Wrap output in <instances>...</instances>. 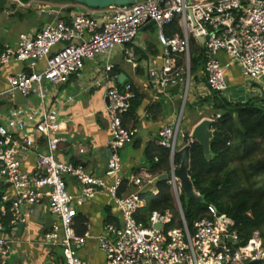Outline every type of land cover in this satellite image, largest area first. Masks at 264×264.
Returning a JSON list of instances; mask_svg holds the SVG:
<instances>
[{
  "label": "built area",
  "instance_id": "built-area-1",
  "mask_svg": "<svg viewBox=\"0 0 264 264\" xmlns=\"http://www.w3.org/2000/svg\"><path fill=\"white\" fill-rule=\"evenodd\" d=\"M29 6V0H7L3 11L10 15L15 9ZM96 11L99 14L80 9L69 22L62 19L49 22L35 34L21 33L15 46L0 48V66L29 58L46 61L41 71H22L8 76L9 87L0 92V97L15 92L28 96L39 89L44 102V82L65 84L72 75L81 73L86 60L108 54L117 46H123L126 60L136 68L137 56L131 44L141 28L152 21L157 25L159 42L165 47L168 66V71L150 73L159 88L184 85L187 98L194 43L206 48L205 74L211 90L223 94L229 88L225 66L218 57L221 51L240 64L249 80H264V0H139L96 8ZM174 22L179 29L168 35L166 28ZM66 41L70 43L65 44ZM176 55L184 58V66H178ZM113 67L114 64L108 63L105 69L111 72ZM135 96L132 83H126L123 90L117 86L108 89L110 139L107 145L112 156L102 175L80 163L58 158V150L68 137L63 134L64 124L56 107L31 110L17 106L8 117L0 119V176L16 191V198L8 192L0 194V230L5 228V218L9 219V227L24 223L30 229L31 217L23 211V206L47 200L56 221L44 240L60 248L63 260H50L46 264H90L79 255L78 248L93 237L91 226L87 224L85 232L78 233L76 203L107 191L122 216L121 223L108 222L103 233L96 236L109 264H249L254 261L264 264V244L259 234L246 245H239V234L232 229L234 220L219 213L214 206H210L209 216L199 219L194 230H190L182 208L183 189L178 177L168 179L178 214L173 210H154L149 224L138 220L150 190L148 186L156 183L158 175L123 176L119 150L138 132L137 128L124 124V116ZM40 141L46 143L47 149L37 152L35 169L30 171L23 161ZM193 141L191 135L185 141L180 117L159 131L158 143L170 149V171L180 165L175 159L179 150ZM86 151L85 147L79 149L80 153ZM66 176L80 182L78 197L70 192ZM125 180L126 190L119 193ZM156 193L157 190L151 194ZM179 221L182 225H178ZM13 247V239L0 236V264H15L10 260Z\"/></svg>",
  "mask_w": 264,
  "mask_h": 264
},
{
  "label": "crops",
  "instance_id": "crops-1",
  "mask_svg": "<svg viewBox=\"0 0 264 264\" xmlns=\"http://www.w3.org/2000/svg\"><path fill=\"white\" fill-rule=\"evenodd\" d=\"M46 4H50L54 8L50 10L42 8ZM31 6L33 10L29 8ZM31 6L15 9L16 11L10 15L6 14L10 18L19 16L25 19L26 13L32 11L36 20L31 21L28 28L21 30L18 36L13 35L11 28L6 26L3 32L0 31V48L15 46L21 33L35 34L49 22L57 19L69 22L74 13L80 9H87L94 14H99L96 9H89L83 4H75L74 2L58 4L33 0ZM131 45L137 56L138 66L136 68H133L126 60L123 46H117L108 54H99L93 59L86 60L81 73L72 75L65 84L53 85L48 81L44 82V102L39 89L33 90L28 96H24L20 92L1 96L0 119L8 117L11 110L17 106L31 110L43 109L44 106L56 107L59 110L60 121L64 124L63 134L68 137V141L62 143L58 150V158L61 161L80 163L87 170L102 175L110 158L107 145L110 139L107 92L113 86L123 90L126 83H132L134 87L140 89L143 98L141 103L132 111V114L129 113L131 110L125 114L124 124L127 127L137 128V134L143 133V136L139 138L141 140L140 147H135L136 140L128 147L123 146L120 148L123 176L127 178L134 173L141 175L153 174L145 161L147 143L149 141L158 142L159 131L179 117L182 100L184 105L188 103L194 108L204 107L209 112L210 105H200L199 100L210 96L212 90L203 70L196 73L197 78L190 72L191 81L186 99L184 85L168 86L164 90L157 86L150 76L151 71H168V66L164 55L165 47L159 42L156 24L143 26ZM218 57L225 66L229 83L228 90L223 93L227 99L236 102H247L252 98H256L264 102V80L247 79L241 67L235 64L228 53L221 51ZM176 61L178 66H184V58L181 55H176ZM108 63L114 64L111 72H107L105 69ZM45 65V60H37L34 63L33 61L29 63L13 60L1 65L0 92L9 87L8 76L22 71L28 73L38 72L44 69ZM197 111L201 113L200 110ZM204 116L202 115L193 127L204 119ZM81 147H85L87 151L80 153L79 149ZM46 149V143L40 141L36 150L24 159L25 168L30 171L34 170L37 152ZM66 180L72 195L75 198L78 197L81 192L80 182L71 176H66ZM108 181L110 182V180ZM148 189H150L148 193L157 190L155 184L148 186ZM4 192L10 193L13 198H16L15 189L11 184L5 183L0 176V194ZM148 202L146 198L144 206ZM76 207L78 214L86 219L85 226L90 224L93 235L83 246L78 248L79 255L88 260L90 264H109L106 255L98 245L96 236L103 233L108 222L119 224L122 221L121 213L113 198L107 191H103L92 198L86 199L81 204L76 203ZM22 209L30 214V229L25 226L21 230L17 225L7 226L0 230V236L14 240V247L10 256L11 262L15 264H46L50 260L61 262L63 257L60 248L50 246L44 240L45 234L51 230L53 223L56 221L50 211L48 201L43 200L33 205L26 204Z\"/></svg>",
  "mask_w": 264,
  "mask_h": 264
},
{
  "label": "trees",
  "instance_id": "trees-1",
  "mask_svg": "<svg viewBox=\"0 0 264 264\" xmlns=\"http://www.w3.org/2000/svg\"><path fill=\"white\" fill-rule=\"evenodd\" d=\"M178 29L174 22L168 25L166 32L170 35ZM205 63L206 48L194 43L191 51V73L195 78L198 71L205 72ZM134 90L136 96L132 100L130 114L143 98L140 89L134 87ZM199 101L200 105L211 107L209 113L212 115L208 116L213 120V158H206L199 142L194 140L191 143L189 174L203 200L187 202L184 194L182 195L187 224L193 231L195 223L208 217L210 206H214L219 213L234 220L232 229L239 234V245H246L257 232L264 244V102L256 98L247 102H236L216 90H212L210 96L200 98ZM189 137V134H185V141ZM140 144L139 139L135 142V147H140ZM175 159L179 163L181 155L177 153ZM145 161L153 174L169 172L170 149L156 141H149L145 148ZM126 183L127 180L119 193L126 190ZM155 186L156 195L148 198V204L140 209L137 216L145 224H149L150 214L154 210H173L178 214L168 179L157 181ZM3 221L5 227L9 226L8 218ZM75 221L78 233L83 234L86 230L85 217L77 214ZM178 225H182V222L179 221Z\"/></svg>",
  "mask_w": 264,
  "mask_h": 264
},
{
  "label": "water",
  "instance_id": "water-1",
  "mask_svg": "<svg viewBox=\"0 0 264 264\" xmlns=\"http://www.w3.org/2000/svg\"><path fill=\"white\" fill-rule=\"evenodd\" d=\"M74 1L79 4H85V6L89 7H96V8H105L110 5H126L130 4L134 1L139 0H69ZM7 3V0H0V9L3 10L5 4ZM53 9L50 4L45 6L46 10ZM151 25H155L156 23L152 21L150 23ZM202 42L204 43V38L201 37ZM65 44H69L70 42L66 41ZM38 59L29 58L26 61L32 62L37 61ZM179 87V86H177ZM213 120L211 118H204L202 119L193 129L191 136L201 144L204 150V154L208 160H211L213 158V153L211 149V141L214 136V131L211 128ZM141 136H143V133H138L132 138L129 142L124 144V147H128L132 145L136 140H138ZM182 143V140H180V144ZM191 144L184 145L180 150L179 154L181 155V161L180 165L172 172L163 173L158 176L157 181L159 180H167L169 178H172L173 176L178 177L181 181L183 194L186 198L187 202H190L191 200H196L198 202H201L203 200V196L196 190L194 186V182L189 174L190 171V165H191V153H190ZM108 154L111 157L112 151L109 149ZM183 208V206H182ZM18 227L23 230L25 227L24 223H19ZM158 228H160V224L157 225ZM260 261H254L249 264H260Z\"/></svg>",
  "mask_w": 264,
  "mask_h": 264
},
{
  "label": "rangeland",
  "instance_id": "rangeland-1",
  "mask_svg": "<svg viewBox=\"0 0 264 264\" xmlns=\"http://www.w3.org/2000/svg\"><path fill=\"white\" fill-rule=\"evenodd\" d=\"M26 1H28V0H26ZM29 1H33V0H29ZM41 1H46V2L48 1L49 3H58V4L72 2L69 0H41ZM74 3L79 4L77 2H74ZM83 5H85V4H83ZM87 7L89 9H96V8H92L89 6H87ZM29 8L32 9V6ZM100 9H102V8H100ZM34 20H36V17H33L32 11L27 12L26 18L22 19L19 16H15V17L10 18L9 16H6V14L4 13V11L2 9H0V31L1 32H3L5 30L6 26H8L11 28V33L13 35L18 36L19 32L21 30H26L28 28L29 23L31 21H34ZM235 64L237 66H240V64L238 62H235ZM241 70H242V67H241ZM205 109L206 108H204V107L194 108L192 105H189L188 103H187V105L186 104L184 105V102L182 100L181 112L179 113V117L181 118V130L185 134H189V136L191 135V133L194 129V127H193L194 123H197L196 121H198V119H200V117L202 115H205L203 118H211V116H208V115H212V114L207 112V110H205ZM197 110H200L201 113H199ZM209 110H211V107L209 108ZM151 197H153L152 194L148 193L147 199L151 198Z\"/></svg>",
  "mask_w": 264,
  "mask_h": 264
}]
</instances>
